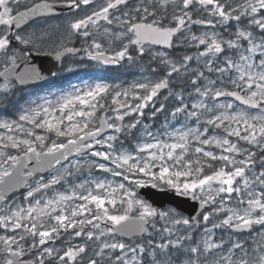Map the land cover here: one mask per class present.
Returning a JSON list of instances; mask_svg holds the SVG:
<instances>
[{
    "label": "snow or ice",
    "instance_id": "1",
    "mask_svg": "<svg viewBox=\"0 0 264 264\" xmlns=\"http://www.w3.org/2000/svg\"><path fill=\"white\" fill-rule=\"evenodd\" d=\"M0 264H264V0H0Z\"/></svg>",
    "mask_w": 264,
    "mask_h": 264
},
{
    "label": "rangeland",
    "instance_id": "2",
    "mask_svg": "<svg viewBox=\"0 0 264 264\" xmlns=\"http://www.w3.org/2000/svg\"><path fill=\"white\" fill-rule=\"evenodd\" d=\"M195 31V29H194ZM117 67V66H116ZM95 67L89 66L87 68L86 74L83 75V77L78 76L77 78H71V80L66 81L63 84H53L46 86L45 88H41L38 91L34 92L33 94L29 95L22 103L23 105L26 101H30L32 99H35L38 96H47L50 92H58L62 90H68L71 85H79L82 81H90L94 80L99 77H104L110 81H131L133 78L137 77L139 75V70L137 68H130V67H117V72H112L113 68L112 66H104L102 69L95 68V73L90 72V69H94ZM73 77V76H72ZM164 117H160V123H163ZM86 173V172H85ZM86 176V175H85ZM171 207V206H166ZM220 234L218 230V235ZM199 233H197V236Z\"/></svg>",
    "mask_w": 264,
    "mask_h": 264
},
{
    "label": "water",
    "instance_id": "3",
    "mask_svg": "<svg viewBox=\"0 0 264 264\" xmlns=\"http://www.w3.org/2000/svg\"><path fill=\"white\" fill-rule=\"evenodd\" d=\"M32 58L36 64L41 65L46 70L51 69L53 71L59 65V61H57L53 56H49L47 54H34L32 55ZM45 75L47 77L46 80L52 77V75H48L47 71L45 72ZM39 82H42V81H35L28 85H34ZM32 163H35V162L34 161L30 162L29 166H31ZM46 170L47 169H45L44 172ZM22 189L23 187L17 189L16 191L19 192ZM139 191L142 196L149 198L151 201H154L157 205L174 206L175 204H179L182 208L187 209L188 212H191L192 209L196 206L194 202H192L191 200H186L183 197H178L174 195L170 190H167V189H163V190L162 189H152L148 187L145 189H141Z\"/></svg>",
    "mask_w": 264,
    "mask_h": 264
},
{
    "label": "flooded vegetation",
    "instance_id": "4",
    "mask_svg": "<svg viewBox=\"0 0 264 264\" xmlns=\"http://www.w3.org/2000/svg\"><path fill=\"white\" fill-rule=\"evenodd\" d=\"M68 15H69V13L65 9L64 14H63V16L60 19L53 18V19L49 20L48 23H50V24L60 23V21L64 17H66ZM75 46L76 47H79L80 46L79 41H76ZM154 48H160V47L157 46V45H155ZM34 54H46V53L45 52H36V51H33L32 55H34ZM70 64H71V62H70L69 59H65L63 61V63H61L59 61L58 67L52 71V72H55L56 75H54L51 79H47V80L42 81V82H40L38 84H35L33 86H23V89L22 90H25L26 92H28L30 90H39L40 88H44V87L49 86V85H52V84H54L56 82L68 81V80H71V78H74L75 79L78 76L83 77V75L86 74L87 68L89 66H92L91 62H88L87 60H85L82 63H79V66H77L76 64H71V70H68ZM110 66H112L113 72H117V67H118L117 65H110ZM61 69H63V70H61ZM92 71H93V73L96 74L95 68L93 70L90 69V72H92ZM77 156H78V154L75 155V156H73V157H71V159H75V158H77ZM48 171L49 170H46L43 174L47 175L48 174ZM84 175H86V173ZM81 178H83V177H81ZM73 179H75V178H73ZM24 190L25 189H23L21 192H23ZM21 192L17 193V198H19V195H20Z\"/></svg>",
    "mask_w": 264,
    "mask_h": 264
},
{
    "label": "trees",
    "instance_id": "5",
    "mask_svg": "<svg viewBox=\"0 0 264 264\" xmlns=\"http://www.w3.org/2000/svg\"><path fill=\"white\" fill-rule=\"evenodd\" d=\"M17 98L19 99V102L21 103V102H22V101H21V100H22V99H21V96L18 95ZM20 99H21V100H20Z\"/></svg>",
    "mask_w": 264,
    "mask_h": 264
}]
</instances>
